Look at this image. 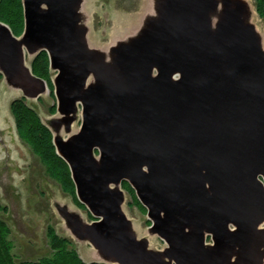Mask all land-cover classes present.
Here are the masks:
<instances>
[{"label": "water", "instance_id": "95a60500", "mask_svg": "<svg viewBox=\"0 0 264 264\" xmlns=\"http://www.w3.org/2000/svg\"><path fill=\"white\" fill-rule=\"evenodd\" d=\"M22 1L21 37L0 22V72L36 100L48 85L26 59L49 56L57 112L42 122L94 220L56 209L89 263L264 264V48L250 4L152 0L106 56L88 45L83 0ZM123 182L164 252L138 238Z\"/></svg>", "mask_w": 264, "mask_h": 264}, {"label": "rangeland", "instance_id": "374dc122", "mask_svg": "<svg viewBox=\"0 0 264 264\" xmlns=\"http://www.w3.org/2000/svg\"><path fill=\"white\" fill-rule=\"evenodd\" d=\"M247 1L254 12L252 23L263 39L264 48V19L259 17L254 0ZM81 13L83 25L88 30V45L100 52L109 51L136 36L146 19L154 14L152 0H83ZM32 60L29 57L26 59L29 67ZM51 73L53 79L55 73ZM21 98H24L22 92L10 87L0 72V203L7 208L1 216L11 230L12 254L17 264L50 257L52 251L47 231L51 227L58 236L70 239L80 257L89 263L95 260L94 249L88 243H80L72 237L56 208L60 205L67 206L71 211H79L87 222H90L89 212L80 209L72 197L64 193L59 183L48 176L29 146L19 138L10 104ZM26 103L37 111L44 123L54 117L50 109L57 105V100L49 87L38 99L26 100ZM81 121L79 111L72 126L74 132L78 131ZM123 211L131 220L138 238L146 239L150 249L159 252L166 250V243L149 232L151 221L147 211L134 206L127 192ZM261 228L264 229V224ZM211 243L208 237L207 244Z\"/></svg>", "mask_w": 264, "mask_h": 264}, {"label": "trees", "instance_id": "16d2710c", "mask_svg": "<svg viewBox=\"0 0 264 264\" xmlns=\"http://www.w3.org/2000/svg\"><path fill=\"white\" fill-rule=\"evenodd\" d=\"M256 11L261 19H264V0H254ZM0 22L7 25L13 35L21 37L24 32V8L22 0H0ZM32 73L44 80L48 87L53 90L50 59L46 52L35 56L31 62ZM10 112L14 119L16 131L19 138L29 146L32 153L40 160L49 177L59 183L64 193L70 195L74 203L82 210H86L77 198L75 185L73 183L68 165L61 159L53 143L51 131L43 124L39 114L30 107L24 98L14 100L10 104ZM56 106L50 109L52 115L56 114ZM122 189L129 194L132 204L141 211L146 209L138 201L135 191L130 184L123 182ZM7 208L0 203V264H17L12 254L13 244L10 241L11 230L2 218ZM89 221L94 219L88 214ZM52 254L50 257L40 259L36 262L23 264H103L85 262L68 238L58 236L55 229L48 228Z\"/></svg>", "mask_w": 264, "mask_h": 264}, {"label": "bare ground", "instance_id": "6f19581e", "mask_svg": "<svg viewBox=\"0 0 264 264\" xmlns=\"http://www.w3.org/2000/svg\"><path fill=\"white\" fill-rule=\"evenodd\" d=\"M246 1H247V0H246ZM247 2H248V1H247ZM248 3H249V2H248ZM253 15H254V12H253ZM253 19H254V16L252 17L251 21H253ZM104 53H105L106 56H108V54H107L108 51H107V50H104ZM73 132H74V131H73ZM65 138H66V137H65Z\"/></svg>", "mask_w": 264, "mask_h": 264}]
</instances>
